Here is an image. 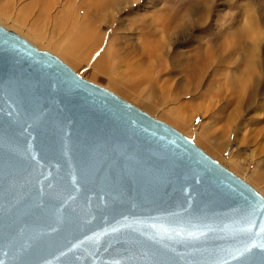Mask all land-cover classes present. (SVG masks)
<instances>
[{"label": "water", "instance_id": "obj_1", "mask_svg": "<svg viewBox=\"0 0 264 264\" xmlns=\"http://www.w3.org/2000/svg\"><path fill=\"white\" fill-rule=\"evenodd\" d=\"M264 197L171 125L0 25V264H261Z\"/></svg>", "mask_w": 264, "mask_h": 264}, {"label": "rangeland", "instance_id": "obj_2", "mask_svg": "<svg viewBox=\"0 0 264 264\" xmlns=\"http://www.w3.org/2000/svg\"><path fill=\"white\" fill-rule=\"evenodd\" d=\"M30 1L0 0V25L23 38L36 37L29 27L56 42L59 31L52 32V23L37 19L36 10H24ZM118 1L90 9L104 40L87 64L39 38L37 43L46 48L25 39L61 59L83 79L171 125L264 197V180L255 177L258 169L264 176V32L255 36L247 31L252 16L264 26V0ZM116 6L117 11L111 9ZM169 13L174 22L164 34L160 18ZM110 40L111 52L119 50L134 64L141 56L148 57L147 51L158 53L167 60L168 75L154 79V84L151 80L149 86L145 65L128 61L126 66L114 58L101 61V56L109 55ZM186 66L199 67L202 75L197 83L189 79L192 71ZM165 80L167 85H162ZM168 92L174 97L168 99Z\"/></svg>", "mask_w": 264, "mask_h": 264}, {"label": "bare ground", "instance_id": "obj_3", "mask_svg": "<svg viewBox=\"0 0 264 264\" xmlns=\"http://www.w3.org/2000/svg\"><path fill=\"white\" fill-rule=\"evenodd\" d=\"M11 1L15 2V0H11ZM107 1H108V5H109V1L112 2V0H31L28 3L27 8H25L24 10H26L28 8H31L33 11L36 10L37 19L38 18H44V19L48 20L50 23H52L51 27L54 28L52 30V32L54 33V30L59 31V34H58L59 38H57V40H55L56 42L52 41L53 39L50 36L47 37L44 34H43V36H45V37L41 38L40 35L37 34V32L35 33L33 31H31V29L29 27H28V32H32L33 34H35L36 37H34L32 35H31L32 36L31 38H29L28 36L25 37L26 36L25 34H24L25 35L24 37L27 38L29 41L33 42L35 45H37L38 40L41 39L42 41H44L48 45H50V47L51 46L52 47H54V46L61 47L68 54L75 56V58L77 60L87 64V61H88L90 54L94 53L97 50V48L103 44L102 42L104 40V38H103L104 35L101 34L102 30H101L100 26L97 25V20L94 21L93 17H91L90 9L93 8L94 6H97V7L103 6V2L107 6ZM132 1H133L132 3H134V2H137L138 0H132ZM119 3L120 2L118 0H115L110 5L114 6V5H118ZM130 3L131 2H128V4H130ZM126 4H127V2H126ZM126 4H124V5H126ZM119 7L120 6H116V7H113L111 9L114 11H117ZM58 9H60V10L58 11ZM53 10L57 11L56 14H51V12ZM161 16L162 17L160 18L161 19L160 23L162 25V29L164 31V34H166L167 32H169L171 30V25H173V22H174L173 21L174 14L169 13V14H165V15H161ZM251 18L252 19L249 20V23H247L248 24L247 25V31L250 32L251 34L255 35V36L263 33L264 32V26H262L261 23L259 24L258 23L259 20H257L256 18H253V16ZM51 20H53V21H51ZM14 22L16 24H19L15 20H14ZM98 23H99V21H98ZM11 29H12V27H11ZM25 29H26V27H25ZM178 31H180V30H178ZM28 35H29V33H28ZM111 43L113 44L112 40H110V42H109L110 45H108L110 47L109 55L101 56L100 57L101 61L105 60V58H107L111 61V59L114 58V59H117L120 64L126 63V66L130 65L128 63V61H130L132 64H134L133 60H131L132 57L128 58L126 56H123L122 54L119 55V50L116 49L117 50L116 51L114 49L111 52V48L113 46V45H111ZM38 46H37L38 48H46L45 46L42 47V45L40 47L39 44H38ZM204 50H207V48H204ZM147 53H148V57L141 56V59L140 60L138 59L139 61L134 65H137L138 63L140 65H145V68H147V71H146L147 73L144 72V74H146V76H145L146 78L144 76L142 78H145V80L147 82H150L152 80V83L154 84V82H153L154 79H159V78L161 79L163 76L168 75L169 67L166 65L167 60L162 59L158 53H154V51H147ZM144 54H146V53H144ZM79 56H81L82 58H79ZM152 57H154L153 62H152ZM97 68L99 70H101L100 67H97ZM97 68L95 67L93 69L98 70ZM145 68L139 69V67H138L137 69L142 70ZM93 69L91 68V71ZM184 69H186V68H184ZM187 70L192 71L191 72L192 74L190 75L189 79L190 80L193 79L192 80L193 83H197L196 80H198L202 75V72L199 70V67L198 66L192 67V68L187 67ZM141 74H142V72H141ZM148 75H151V76H148ZM186 81H187V79H186ZM167 82L168 81L165 80L164 83H162V85H167L166 84ZM152 83L150 82L149 86H151ZM132 89H133V91H135V87H133ZM169 91H171V90H169ZM167 94H168V99L174 97L173 95L170 94V92H168ZM259 163L261 164V162H258L257 168H259ZM259 170L260 169H258V171H255V177L258 179L264 180V176L260 175Z\"/></svg>", "mask_w": 264, "mask_h": 264}, {"label": "snow or ice", "instance_id": "obj_4", "mask_svg": "<svg viewBox=\"0 0 264 264\" xmlns=\"http://www.w3.org/2000/svg\"><path fill=\"white\" fill-rule=\"evenodd\" d=\"M254 248H259L261 250V264H264V228L261 229V234L258 238V242H253L252 244L245 245L242 248H237L235 251L229 253L232 260L247 262L250 259L256 257L249 255ZM223 264H227V261H224Z\"/></svg>", "mask_w": 264, "mask_h": 264}]
</instances>
